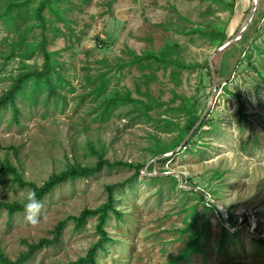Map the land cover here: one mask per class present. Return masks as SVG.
I'll return each mask as SVG.
<instances>
[{
    "label": "rangeland",
    "instance_id": "1",
    "mask_svg": "<svg viewBox=\"0 0 264 264\" xmlns=\"http://www.w3.org/2000/svg\"><path fill=\"white\" fill-rule=\"evenodd\" d=\"M107 1L92 0L90 4H83V0H73L81 4L82 10L75 13L76 28L83 35V40L81 46L75 47L78 52L64 51L63 59L76 77L72 78L76 90L66 89L65 99L53 100L49 105L41 104L32 111L29 107L24 108L19 123H11V111L7 110L4 118H0V158L8 154L13 161L21 162L26 179L42 185L53 172L64 169L68 163L87 161L84 155L89 151L86 141L97 137L103 140L108 159L129 162L149 159V165L137 176L133 168L116 167L105 169L97 176L59 186L41 202L36 224L27 220L26 212L10 218L7 211H0L1 246L11 257H18L27 250L26 241L52 237L51 231L60 220L71 214L77 215L87 207L97 208L107 201L106 184L124 183L116 191L117 205L123 210L124 217L119 219L113 215L107 227L111 236L121 242L100 252V264H170L190 238L188 232L182 231L188 223H192L193 232H204L202 237H206L207 247H203L205 252L202 254L192 255L179 264H264V246L258 248L253 241L254 238L264 239V86L259 91L254 88L260 77L256 67L248 62L240 66L232 84L242 91L241 100L245 111L250 113V120L244 121L238 113L239 99L217 86L211 111L216 109L220 112L219 131H206L202 137H197L195 146L186 149L190 136L186 143L184 140L175 149L179 148V151L172 152L173 155L169 156L171 161L165 166H154L153 172L148 171L149 166L155 163V158H150L148 146L156 136L170 141L178 133V130L173 133L159 130L155 121L159 112L169 109V104L178 106L188 97L198 100V110L207 108L212 100L213 95L208 96L211 89L200 83L198 71L184 70L182 84L177 86L171 80L170 68L165 71L159 63H153V69L145 72L148 75L155 72L149 91L163 104L158 106L157 102L150 110L151 119L145 114L131 119L133 114L126 112L131 108L128 106L117 109V113L121 111L119 117L117 114L111 121H103L93 109L97 104L93 95L83 97L85 88L81 81L87 72L83 66L89 65L90 61L91 66L97 68L101 64L95 61L105 56L116 63V57H129L125 52L128 49L141 54L147 49L159 51L173 42H179L181 49L186 50L187 61L204 62L219 47L209 45L204 40L206 38L198 35L192 41L191 35L178 30L186 24L197 26L199 22L208 20L219 26L229 25L227 33L233 39L249 17L254 0H237L234 15L226 4L222 6L211 0H117L110 12L105 5ZM259 9L264 10V0H260ZM98 36L110 44L104 46L103 51L97 49ZM252 38L250 49L254 50V65L264 72V19ZM67 42L61 39L57 46L52 45L51 48H61ZM100 46H103L101 42ZM37 60L43 63V57L38 56L33 62ZM19 66V60L6 66L0 64V91L11 83L8 76L17 73ZM113 73H117L114 84H118L119 89H130L134 97L143 98L137 93V83L141 84L147 76L138 66H127ZM146 89L143 84L142 90ZM167 116L165 113L161 117ZM11 146L19 148L18 156ZM88 158L91 160L96 156L89 154ZM162 169L168 171L160 172ZM222 171L224 178L221 180L219 175ZM167 172L169 174L163 175H181V187L200 190L209 201L200 202L197 208L199 219L194 224L189 213L190 203L197 202L195 199L187 197L179 189L170 188L169 181L165 184L149 182L145 176ZM30 191L9 178L0 181L2 198L22 200ZM206 206L210 210L206 211ZM231 212L239 220L236 226L231 223ZM96 224V218H90L81 230L69 224L61 245L42 250L28 264H67L85 256L99 239ZM225 226L228 229L225 234H230V237H224Z\"/></svg>",
    "mask_w": 264,
    "mask_h": 264
},
{
    "label": "trees",
    "instance_id": "2",
    "mask_svg": "<svg viewBox=\"0 0 264 264\" xmlns=\"http://www.w3.org/2000/svg\"><path fill=\"white\" fill-rule=\"evenodd\" d=\"M91 1L83 0V4H90ZM116 1L108 0L105 3L109 12ZM211 1L218 2L222 6L226 4L232 15L236 12L237 0ZM78 9L82 10L81 4L73 2V0H0V64L6 66L12 61L19 60L20 62L18 72L11 73L8 76L11 83L0 91V118L3 119L7 110H10L11 123H19L24 108L29 107L30 111H32L41 104L49 105L53 100L57 102L59 99H65L67 95L64 93V90L66 89V91L72 92L76 90L74 79H72L76 77L70 72L71 68L68 66L67 61L63 59V52H78V49L75 47L82 44L83 35L76 28L77 14L75 12ZM106 13L103 12V14ZM262 19H264V10L259 9L249 31L241 39L228 47V49L218 54L215 59L218 88L224 92L231 93L232 96L239 99L238 113L244 121L250 120V113L245 111L241 100L242 95L240 92L242 91L232 84L236 80L235 77L239 71V67H243L248 62L254 68L256 67L260 73L259 80L255 82V90L259 91L264 86L262 85L264 83V72L258 68V65H254V50L250 49L253 33L256 32ZM228 26L215 25V23L207 20L204 23L199 22L197 26L186 24L178 31L191 35L192 41L196 39L195 35H198L201 38H206L204 40L209 45L221 47L225 42L232 39L227 33ZM61 39H64L66 42L68 41L67 44L61 48L52 49L51 46H57ZM97 41L98 51H103L105 47L110 45L109 42L103 40L100 36L97 37ZM100 42L103 45L102 47L100 46ZM180 45L179 42L167 43L159 51L147 49L141 54H138L133 49H128L125 52L128 53L129 57H116L117 62L114 63V61L110 62L109 56H105L95 61L96 64H101L97 68L91 66L92 62L89 59V65L83 66V69H86L87 72L81 77V81L84 83L82 85L85 88L83 97L86 98L89 95H93V101L97 103L93 109L98 112L103 121H111V118L117 114L119 117L121 111L119 110V113H117V109L128 106H131V108H127L126 112L133 114L130 115L131 119L144 114L151 119L153 117L150 114V110L154 109L155 104L158 102V98L149 91L151 88L150 83L155 77V72H152V75H148L145 72L148 69H153L154 62L159 63L165 71L169 68L171 69V80L177 86L182 84L181 74L184 70L198 71L200 83L205 88L209 87L211 89L208 96H212L214 78L210 60L207 59L204 62L187 61L186 50H182ZM257 51L255 50V52ZM87 53H91V51ZM38 56L43 57V63H39L38 60L33 62ZM127 66H138L143 75L147 76V79L142 82L147 88L146 91L142 90V83H137V93L138 95H143V98L134 97L130 89L122 90L118 88V84H114L117 73L113 72L123 70ZM112 84L114 85L113 87H111ZM91 87L92 89L89 90ZM174 103L176 101L173 98L172 104ZM162 104L158 102V106ZM168 107L170 108L165 111L164 109L162 110L164 111L163 113H160L162 111L159 112V116L155 118L156 124L163 133H173L174 130H178V133L170 141H166L159 136L154 137V142L148 146L150 158L152 159L175 151L198 124L208 108L198 110L199 103L194 97L184 98L176 107H173L171 104ZM235 112L237 113V110ZM165 113L168 116L162 118L161 116ZM220 121L221 116L218 110L215 109L208 113L192 133L185 148L188 149L190 147L189 149H191L195 146L197 137H202L206 131H219ZM226 121L225 119L224 123ZM86 146L89 150L84 154L87 161L76 160L68 163L64 169L53 172L42 185L26 179L25 174L21 170L22 163L13 161L7 154L5 158H0V181H6L9 178L14 184L23 188H29L30 192H34L36 199L41 203L59 186L68 182H74L94 175L97 176L105 169L116 167L133 168L135 176H137L141 170L149 165V159L137 162H129L118 158L108 159L105 156L106 148L103 140L97 137L93 140H87ZM11 148L15 155L18 156L19 148L16 146H11ZM89 154L95 155L96 158L89 160ZM171 159L172 157L157 159L155 163L153 162L149 166L148 171L153 172L156 165L165 166ZM166 171L168 170L162 169L160 172ZM145 176L149 182L165 184L169 181L171 183L170 188L179 189L187 197L195 199L197 202L190 203L189 213V216L194 221L193 224L199 219L197 208L200 202L205 201L209 203L203 192L181 187L179 178L174 175ZM219 178L221 180L224 178L223 171L220 173ZM132 181L129 180V182ZM187 182H190V180L187 179ZM123 185L125 184H106L107 201L97 208L87 207L77 215L71 214L60 220L51 231L52 237L45 236L34 242L26 241L27 250L23 251L16 258L11 257L0 244V264H28L42 250L61 245L65 230L69 224H74L76 230H81L86 227L90 218L97 219L96 233L99 235V239L92 244L85 256L80 257L78 260L70 261L67 264H100V252H105L109 246L121 242L119 238L111 236L107 227L113 215L119 219L124 217L123 210L117 205L116 196V191ZM159 191L161 193V190ZM204 191L208 192L206 189ZM191 194H194L195 197ZM26 197L22 200H10L0 197V211H7L10 218L14 217L17 213L25 212ZM212 206L217 208L215 204ZM205 210H210V207L206 206ZM245 216L246 222H248L247 214ZM230 220L235 226L239 222L232 212ZM191 225L192 223H188L182 229L183 232L189 233L190 238L181 252L170 260V264H179L189 259L192 255L205 252L203 247H207V243L205 241L206 237H202V233L204 232H193ZM227 230L225 226L224 237H230V234H225ZM253 241L258 244V248L264 246V239L262 238H254ZM131 243H133L132 240Z\"/></svg>",
    "mask_w": 264,
    "mask_h": 264
},
{
    "label": "water",
    "instance_id": "3",
    "mask_svg": "<svg viewBox=\"0 0 264 264\" xmlns=\"http://www.w3.org/2000/svg\"><path fill=\"white\" fill-rule=\"evenodd\" d=\"M259 2H260V0H254V7H253L249 17L247 18L246 22L244 23L243 27L237 33V35L233 39H231L230 41L226 42L224 45L219 47L217 50H215L211 54L209 59H210L211 67H212V70H213V78H214V89H213V94H212L213 97H212V100H211L207 110L203 114L201 120L193 128V130L190 132L189 136L185 139V141L183 143H186L189 140V138L192 135V133L195 131V129L199 126V124L203 121V119L208 115V113L212 109V106H213V103H214V99H215V96L217 94L216 87L218 86V76H217V71H216V67H215V55L220 53V52H222V51H224L226 48L230 47L232 44H234L236 41H238L242 37V33H244L247 30V28L249 27V25H251V23L253 22V20L255 18V15H256L257 10H258ZM176 151H179V148L177 150L173 151V153L176 152ZM173 153L171 152V153H167V154H162V155L158 156L157 158H155V161L157 159H159V158H162V157H169V156L173 155ZM163 174H169V173L168 172L167 173H159V175H163ZM178 178H179L180 183L182 184L183 180H182L181 175H178ZM183 187H185L186 189H193L192 187H188V186H183ZM195 190H197V189H195ZM197 191H200V190H197Z\"/></svg>",
    "mask_w": 264,
    "mask_h": 264
},
{
    "label": "clouds",
    "instance_id": "4",
    "mask_svg": "<svg viewBox=\"0 0 264 264\" xmlns=\"http://www.w3.org/2000/svg\"><path fill=\"white\" fill-rule=\"evenodd\" d=\"M27 203L25 204V212L27 213V220L32 223H37V216L36 213L41 208V203L36 199L35 193L30 192L27 197Z\"/></svg>",
    "mask_w": 264,
    "mask_h": 264
}]
</instances>
